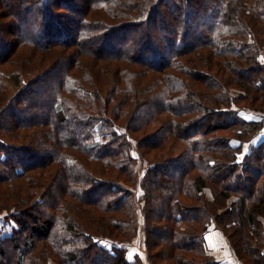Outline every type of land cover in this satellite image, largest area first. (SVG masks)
Here are the masks:
<instances>
[{"label":"trees","instance_id":"trees-1","mask_svg":"<svg viewBox=\"0 0 264 264\" xmlns=\"http://www.w3.org/2000/svg\"><path fill=\"white\" fill-rule=\"evenodd\" d=\"M185 1L134 0V6L128 0H80V6L72 9L71 0H0V21L5 20L0 22V65L6 63L9 54L12 56L19 46H26L28 52L20 62L25 78L11 97L17 100L16 104L0 110V116L6 113L5 117H11L10 121L0 120V182L25 180L26 173L36 168L40 173L39 185L45 193L36 201L39 207L32 201V206L39 211L36 214L26 207L33 198L27 193L30 187L11 185L16 196L11 204L4 206L7 210L14 209L4 220L16 221L8 239L14 253L12 257L6 255L2 246L6 241L1 243L0 264H40L32 255L36 247L35 235L47 240L49 253L57 264L95 261L132 264L125 260L123 250L115 249L110 254L96 242L102 239L97 237L99 229L108 230L111 241L121 243L116 238L120 232L136 227V214L130 210L135 202L133 192L118 181L94 177L86 167L105 162L107 167L114 166L116 178H133L135 159L130 154L132 142L127 131L146 127L156 117H165L164 114L188 122L181 124L161 119V130L143 139L144 146L151 150L159 149L168 136L181 146L176 157L149 162L150 167L140 179V185L150 184L144 188L141 198L146 216L147 212L150 217L156 212V200L152 198L155 189L160 191L156 192L158 202L163 201L161 204L166 207L164 212H157L164 226L145 233L155 238L162 236L168 245L173 243L172 248L177 252L173 256L183 264L186 258L193 261L188 254L192 253L196 259L205 256L203 235L210 225L217 224V228L222 226L232 228V232H242L241 237L232 232L227 234L240 258L243 251L253 264H264L262 247H258L264 234V140L246 146L245 154L239 163L236 162V153L250 144L254 135L263 129V124L257 116L245 120L243 116L250 110L234 109L227 90L216 79L218 74L225 72L229 79L235 77L242 84V75L248 70L243 67L248 66L251 74L244 80L248 78L250 90L264 91V76H260L264 75V60L259 59L257 46L251 43L256 24L261 22L264 28V0ZM67 8L77 13L65 20L69 28L63 29L55 23L58 24L55 25L57 29L54 28L56 33L50 34L57 10ZM10 22L14 24L13 29L8 27ZM123 23L126 24L122 30H127L131 24L136 32L127 34L122 40L116 39L113 34ZM151 24L156 29L149 32ZM7 34L15 37L16 42L6 45ZM157 37L161 41L158 51L171 50H167L165 59L157 55V49L152 50L149 60L147 45L155 43ZM68 49H72L71 52ZM191 53L203 54L205 61L182 63L180 59H192ZM111 62L116 65L114 70L108 68ZM35 63L36 66L30 68ZM127 63L134 68L130 73L124 71ZM236 63L243 66L237 70L239 74L235 72ZM169 68L176 69L179 75L168 71ZM80 71L84 73L76 75ZM145 78L148 80L144 82ZM4 79L0 70V80ZM229 79L227 81L231 82ZM130 80L134 82V89H138L133 97L129 93L132 91ZM195 81L203 84L202 90L194 89L190 82ZM131 98L124 112L114 110ZM113 100L118 105L110 107ZM124 114L128 118L122 126L118 120ZM193 119L202 121L192 124ZM122 128L124 133H119ZM24 129L34 131L30 135L20 134ZM225 129L231 130L233 136L215 134ZM50 138L56 145L52 149L47 144ZM139 143L140 140L137 147ZM39 152L43 156L48 154L47 160L39 166L30 165L28 159ZM52 163H55L53 174L49 173ZM69 170L79 171L80 176L71 178ZM100 172L106 173L101 168ZM192 172H196L193 180L189 178ZM207 186L212 192L214 190L216 200L213 203L201 201L199 197ZM101 187L105 188L101 190ZM229 192L236 194L237 200L222 213L214 214L213 206L218 204L219 208V199H227ZM20 193L25 195L24 200L19 198ZM69 196L91 207L95 221L90 220L86 225L79 216L69 220L66 216L60 230L61 227L53 223L52 212L45 214V208L41 212L46 203L42 200H49L52 203L49 207L54 210L58 206L66 207L64 200ZM180 196L196 204L187 206ZM195 205L199 209L195 210ZM176 225H183L177 233ZM188 229L193 232H186ZM24 231L29 233L21 240L19 235ZM40 259L46 261V255L42 253ZM211 262L217 264L215 260Z\"/></svg>","mask_w":264,"mask_h":264},{"label":"rangeland","instance_id":"rangeland-1","mask_svg":"<svg viewBox=\"0 0 264 264\" xmlns=\"http://www.w3.org/2000/svg\"><path fill=\"white\" fill-rule=\"evenodd\" d=\"M71 1H73V3H74L72 5V6H74V8L71 7L72 9H77L81 4L80 0H71ZM121 1H123V0H121ZM128 1L132 2L134 0H128ZM179 1H180V3H183V2L186 3L185 0H179ZM187 1L190 2V0H187ZM191 1L193 2L196 0H191ZM132 3L134 4V2H132ZM134 6H135V4H134ZM161 8L164 11H166L165 7H161ZM166 12H168V10ZM76 14H77L76 12L74 13L73 11L69 10L68 8L64 9V10L63 9L57 10L56 18H54V20L51 22V25L53 26V24H54V27H52V29L50 27V31H49L50 34L56 33V30L54 28L57 29V27L55 25H58V24H55V23H59V25H61L63 29L69 28V27H67V25L64 24L65 20H67L68 17H72ZM101 15H104V14L100 13V16ZM96 17L98 18L99 15L97 14ZM156 17H158V15H156ZM4 21L5 20L3 19L0 22H4ZM11 23L12 22L9 23L8 27L13 29L14 24L12 25ZM125 24L126 23H123L122 25L117 26L119 31L116 34H113V37H115L116 39L122 40L125 37H127V34H131V33L136 32L135 29H132L130 27L131 24H128V26L126 28L127 30H125V29L122 30V26ZM154 28H155L154 25L151 24V26L149 27V32L156 29V28L155 29ZM72 30H74V29H72ZM128 30H129V32H128ZM124 31H127L128 33L124 32ZM252 31H253V35H252V38H253L252 41L253 42H251V41L250 42L257 46V50H258L257 54H259V59L261 61H263L264 60V33H263L264 28L262 27L261 22H260V24L257 23L256 28ZM5 40H6V45L7 44L10 45V44H13L14 42H16V38L12 37V36L9 37L8 34H7V39H5ZM159 40H160V37H159V39L157 37L155 43L147 45L146 51L147 52L149 51L147 53V56L150 57L149 60H151V57H152L151 56V54L153 52L152 50L156 51L157 48H160L161 41H159ZM247 40L249 42V38H247ZM130 44H131V42H130ZM26 50H27L26 46H19L16 49V51L13 53L12 56H11V54H9L10 57L8 58V61L6 63L0 65V70L5 75V79L0 80V92H1L0 96L2 97V100L0 102V110L2 108H5L6 105L13 104V103L16 104L15 102L17 100L13 101V99H11V97L14 96L17 93V91L20 89L21 83L23 82V78H25L22 75L24 73V71L22 73L20 71L21 70V63L20 62L23 61L24 57L26 56V53L28 54V52ZM71 50L72 49H68L67 51L71 52ZM158 50L159 49H157V55L161 56L162 59H165L167 56V53H168L167 50L170 51L171 49L167 48L166 51H164V52H160ZM4 54L5 53H3V55ZM197 55L198 54H196V53L195 54L191 53L192 59H187L185 57V58L180 59V60L182 63L183 62H189L190 63V62H195L198 60L205 61V59L203 58V56H204L203 54H200L199 56H197ZM84 58H87V57H84ZM228 60H229V58H228ZM236 64H237L236 65L237 69L235 72L237 74H239L237 70L241 69V67H243V66L240 65V63H236ZM35 66H36V63L31 64L30 68H33ZM115 67H116V65L114 62H111L108 65V68L111 70H114ZM243 68H248L246 73L242 75L243 76L242 77L243 78L242 84L244 86L242 84H240L239 82H237V79L235 77L230 76L232 83L228 82L227 80L229 79L228 78L229 75L225 72L218 74V76L216 78L217 81L221 82V84H223V87H225V89L227 90L228 97H230L232 99V100H230V102L232 103V106L234 109L242 107L245 110H250V112H246L244 114L243 118L245 120H250L254 116H257V117H260V119H261L260 122H262V124H263V129L259 130L257 132V134L254 135L250 144H246L244 146V148L240 151L239 154L236 153V156H237L236 162H238V163L240 162L241 158L243 157V155L246 152V146L250 147L254 143H259V142L264 140V114L258 113L259 111L264 113V91L263 90L262 91L250 90V83H249L248 78L251 74V71H249L248 66H244ZM133 70H134V68L130 63L124 64V71L125 72L127 71V73H130ZM167 70L170 72H174L176 75L178 74L177 72H175L176 69L169 68ZM19 71H20V73H19ZM82 73H84V72L80 71V73H78L76 75L80 76V75H82ZM260 76H264V75L260 74ZM245 77H248V78H246V80H244ZM147 80L148 79L145 78L144 82ZM137 81H138V79H137ZM133 83L134 82H132L130 80V85L132 86V91H130L129 93L132 97L134 95H136V93L138 91V89H134V87L132 85ZM190 83H192L194 85V89L196 88V90L197 89H199V90L203 89L202 83H199L197 81H195V83H193V82H190ZM140 85H142V84H140ZM201 97L203 98L202 100H204V97L202 95H201ZM138 98H140V97H138ZM132 100H133V98L129 99V102H127V104L122 103V106H118V107L114 108V110L117 111L116 109H118L119 111L122 110V112H124L125 109H128V107L131 104L130 102H132ZM111 102L112 103H111L110 107L118 105L117 101L113 100ZM140 102H141V100H140ZM203 102H204V104L205 103L207 104V101H203ZM128 103H130V104H128ZM129 110L132 112L131 108ZM109 113H110V111H109ZM5 114L0 116V120L10 121L11 117L10 118L5 117ZM139 115L138 116L141 117V113ZM163 116H165V117H159V116L156 117L152 123L150 122L146 127H140L141 129H139V130L131 131V132L127 131L128 135H129V139L132 142V144H131L132 148H131L130 154H131V157H133L135 159V162L133 164V171H134L133 178L130 179L129 176H127L126 179L116 178L115 172H113L114 166H108L107 167L105 162H104V164L103 163H101V164L99 163L98 165L93 164V165H96V167L89 165L88 167H86L87 169L85 168L88 172H91V174H93L94 177H97V178L100 177V179L101 178L102 179L103 178L108 179V181H112V180L118 181L119 183H121V185H125L126 186V187L124 186L125 188H128L131 192H133V195H134L133 198H134L135 202L133 203L134 207H131L130 210L134 211V213L136 214V227H134L135 229L131 228V227H127L124 230H122L120 232L121 235L120 236L118 235V237H116L117 239L120 240L121 243H116L114 241H111V238L109 237L110 236L109 231L102 228V229L97 230V232L99 234V236H97V237H102V239H100L99 241L96 242L98 245L100 244L102 246V248L107 249V251L110 254L113 251H115V249L123 250L124 251L123 256L125 257V260L127 262L128 261L131 262L132 264H134V263L135 264H179L180 263L179 259H177V256H173L175 253H177L172 248L173 243H171L172 245H168L167 242L162 239V236L155 238V236L150 235L148 232L145 233L146 230L148 231V230L152 229L153 231H155L159 227L164 226L163 221L161 220L163 218H161L158 213L160 211L164 212L163 209H165L166 207L165 206L163 207V205L161 204V203H163V201L158 202L159 200L157 199L156 192H160V191L158 189H155V192H154L155 196L152 198L154 199V201L156 200V202L154 204L152 201V203L154 205H156V207L154 208V210L156 212L153 213V216H151V217H150V214L147 212V214H148V217H147L145 212H144L145 207H143L144 201L141 198L143 197L144 188L150 187V184L147 185V183H146V184L140 185V183H139L140 179L142 178V176H144V173L146 172L145 170H147V168L150 167V165L148 164L149 162L151 163V162H154L155 160H161V159L169 158V157H170V159H172V158L177 156L176 154H180L181 146H179L178 142L172 141V136H168V138L165 139V142L160 144L159 149L154 148V150H151V149H148L146 146H144L146 144V141L143 140V139H145L144 137H146L150 134H153L154 131H156L157 129H160L161 128L160 123L162 122V120H164V118H166V121H168V122H171L172 120H173V122L174 121H178V123L181 122V124L182 123L185 124L188 122V121L186 122V119H184V118L176 119L175 116L170 115V114H168V115L164 114ZM127 118H128V116H126L125 114H124V116L123 115L120 116L118 123L120 125L124 126L126 121H127ZM201 121H202L201 119L200 120L197 119L191 123L196 124V122H201ZM181 124H179V125H181ZM32 131H34V130L24 129V130L19 131V132H20V134L25 133V134L30 135L31 133H33ZM119 133H124V128L119 129ZM215 134L218 136H227V137L233 136V133H231V130H228V129L217 131ZM130 135H131V137L134 138V140L131 139ZM21 137L22 136H20V138ZM136 140H138L137 142H139V140H140L139 147H137ZM19 141H20V143H24V145L26 144L24 142V140H19ZM47 144L50 146L51 149L56 146V145H54L55 140L52 138L47 140ZM16 145H20V144H16ZM17 149H19V148H17ZM43 152H45V151H43ZM11 154H13V153H11ZM18 155H19V153H18ZM46 155L49 156L48 154H45V156H43L41 152H39V154H37V155H33L31 159H28L30 165L39 166L41 164V162H43L44 160H47L48 157ZM54 164L55 163H52L50 165L49 169L51 171L49 173L53 174L52 170L54 169V166H55ZM100 168L104 169L106 171V173L101 174ZM69 171L70 172H68V173H69L71 178H77L78 176H80L79 171L78 172H76L74 170L73 171L69 170ZM26 174H27L26 176H28V177H26L25 180L24 179L21 180L19 178L17 180L0 182V203H1L0 204V244L6 241V243L2 244V246L5 247L6 255L11 256V257L13 256L14 251H13L12 247L10 246V242L8 239L13 234V230L16 227V221L14 219H12V220L9 219L7 221L4 220L5 219L4 217L12 215V213H13L12 211L14 209V207H12V208L7 210L4 206L5 204H11V202L13 201V199L16 196L13 193V190L11 191V188H10L11 185L18 186L20 184V188L22 185H24L25 187L26 186L30 187V192H27V193L29 195H31L33 198L31 200V204L26 206V207H29L31 210L33 209L34 211H36V214H39V211L37 208H34L32 206V201L33 202L35 201V203H37L36 201L38 199L45 196V193H43V189L40 187V185H41L40 180L37 178V177H40L39 169L35 168V170L29 171ZM195 176H196V172H192L190 174L189 178L191 180H193V178ZM39 183H40V185H39ZM104 188L105 187H101L100 189L103 190ZM5 192H7L9 194V196H6L7 193H5ZM18 196H19V198H22L23 200L25 199V195L23 193H20ZM199 197L201 198V201H208V202H212V203L215 202V200H216V197L214 195V190L212 192V190H210V187H208V186L203 189V191ZM180 198H181V202H183V203L185 202L184 204H187V206L196 204V203H193L191 200H189L186 197L180 196ZM237 198L238 197L236 194L229 192L227 199H219V201H218L220 204L218 206L219 208H217L218 204L213 206L214 207L213 212L215 211L214 214L222 213L224 210L227 209V207H230V204L232 202L236 201ZM71 200H73V198H71L69 196L64 200L67 203L66 207H59L58 206L56 209L51 210L50 207L52 206V203L50 204L49 200L44 199V201L42 200V203L43 202H46V203L43 204L44 207L41 208V212L44 211V208L46 209V211H44V213L49 212V211L52 212V214H53L52 216H54L53 223L57 224L58 228L60 226L61 227L60 230L63 229L62 222L64 223V220L66 221V219L69 220L70 217L77 218V216H79V219L82 220L83 223H85L86 225H87V223L91 222L90 220L95 221L96 217H95V215H93L94 212L92 210H90L91 207H89L87 205H83L82 203L77 202L76 200H73V201H75V204H73L71 202ZM191 203H193V204H191ZM199 203H201V202H199ZM37 205H38L37 207L40 206L39 203H37ZM77 206H79V208ZM199 206H200V204H199ZM199 206L195 205L193 208L194 209L196 208L195 210H197V209H199ZM76 207L78 208V210H76ZM94 211H96V210H94ZM66 216H68V218L64 219ZM226 217L228 218L227 214H226ZM229 217H230V215H229ZM27 220L30 221L31 223H33V225H35L34 221L31 217L27 216ZM41 221H43L42 218H41L40 222ZM262 222L264 225V219L262 220ZM36 225H38V224H36ZM176 226H177V228H175V230L177 233V231H181V228H182L181 226H183V225H176ZM76 227L78 228V226H76ZM263 228H264V226H263ZM78 229H80V228H78ZM217 229H219L220 232L224 235V237L227 238V240H229L227 234L232 232V228L229 229L227 227L220 226V228H217ZM103 231H105V234L103 233ZM133 232H134V235H133ZM186 232H193V231L191 229H188ZM28 233L29 232L24 231L23 234L19 235V238L21 240L24 239ZM231 234L232 235L236 234L235 236L241 237L242 232L240 230H236V231H233ZM72 235L74 236V234H72ZM260 239L261 240H260V243L258 244V247H260V248L262 247L261 251L264 252V234ZM33 240L35 241L36 247L34 250L35 253L34 254L32 253V255L34 256L35 260L39 261L40 264L41 263H43V264H57L56 260L53 258V255H51L49 253L50 249H49V245L47 243V240L46 239H40L39 236L36 237V235L33 238ZM229 243H230V240H229ZM42 253H44V255H46V258H47L46 261H43V262L40 259L42 256ZM133 253H134V255L132 256ZM199 253H200V250H199ZM234 253L236 254V251H234ZM191 254H188V255L193 257V259H192L193 261L189 260V258L188 259L186 258L185 259L186 261H184L183 264H186V262L189 264H198V263L199 264L200 263L201 264H210L211 261L213 262L215 260V258L212 257L207 252H206L205 256H202L200 259L194 258L196 256L191 255ZM240 254H241L242 258H240V256L238 254H236V255L242 261V263L253 264L252 262H250L248 260L247 254H245L243 251H241ZM129 258H132V259L130 260ZM167 258H169V259H167ZM177 260L179 263L177 262ZM88 263L89 262H87V264ZM90 264H100V263H99V261H95V262H92Z\"/></svg>","mask_w":264,"mask_h":264},{"label":"crops","instance_id":"crops-1","mask_svg":"<svg viewBox=\"0 0 264 264\" xmlns=\"http://www.w3.org/2000/svg\"><path fill=\"white\" fill-rule=\"evenodd\" d=\"M203 241H205L207 253L215 258L217 264H244L234 253L229 240L224 237L215 225L212 224L208 227L203 235ZM129 259L131 260L132 258Z\"/></svg>","mask_w":264,"mask_h":264}]
</instances>
